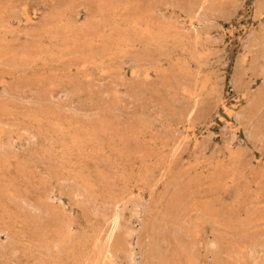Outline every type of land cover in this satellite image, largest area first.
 <instances>
[{
  "label": "rangeland",
  "instance_id": "1",
  "mask_svg": "<svg viewBox=\"0 0 264 264\" xmlns=\"http://www.w3.org/2000/svg\"><path fill=\"white\" fill-rule=\"evenodd\" d=\"M0 264H264V0H0Z\"/></svg>",
  "mask_w": 264,
  "mask_h": 264
},
{
  "label": "bare ground",
  "instance_id": "2",
  "mask_svg": "<svg viewBox=\"0 0 264 264\" xmlns=\"http://www.w3.org/2000/svg\"><path fill=\"white\" fill-rule=\"evenodd\" d=\"M116 220V219H115ZM116 226V225H115Z\"/></svg>",
  "mask_w": 264,
  "mask_h": 264
}]
</instances>
